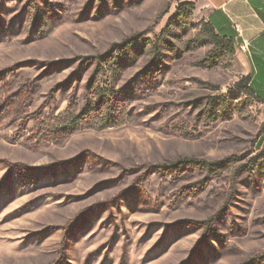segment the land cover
Returning <instances> with one entry per match:
<instances>
[{
  "label": "rangeland",
  "instance_id": "rangeland-1",
  "mask_svg": "<svg viewBox=\"0 0 264 264\" xmlns=\"http://www.w3.org/2000/svg\"><path fill=\"white\" fill-rule=\"evenodd\" d=\"M184 2L0 0V264H264V104Z\"/></svg>",
  "mask_w": 264,
  "mask_h": 264
},
{
  "label": "crops",
  "instance_id": "crops-1",
  "mask_svg": "<svg viewBox=\"0 0 264 264\" xmlns=\"http://www.w3.org/2000/svg\"><path fill=\"white\" fill-rule=\"evenodd\" d=\"M196 4V14L230 40L236 58L252 77L251 88L264 104V0H184ZM247 44L248 51L241 50Z\"/></svg>",
  "mask_w": 264,
  "mask_h": 264
},
{
  "label": "trees",
  "instance_id": "trees-1",
  "mask_svg": "<svg viewBox=\"0 0 264 264\" xmlns=\"http://www.w3.org/2000/svg\"><path fill=\"white\" fill-rule=\"evenodd\" d=\"M178 11H179V13H182V14H187V15L193 14L196 11V4L190 3V2L181 3L178 6ZM202 32L208 38V40H210V42L214 45L215 49L225 50V51L230 52L233 56L236 55V50H235L234 44L230 40H228L227 38L221 37L217 33L215 27L210 22L204 21L202 23ZM62 69H64V68H62ZM251 82H252V77L250 75L244 76L242 78L241 85L242 86L245 85V87H244L245 89L243 88V91H246L251 96H256L254 90L251 88ZM67 85H70V82L66 83V87H67ZM95 87L94 88L90 87V89H89V90L92 89L91 93L94 94V98L96 99V104L93 107L91 106V109H90L88 115H91L92 112H94V115H95L97 112H101L102 107L106 106V110L108 113V116H107L108 122L107 123H109L110 116L112 113L109 112L108 110L110 108L112 110H115V106H111V104L115 105L114 103L118 97L117 96L118 94L105 91L99 85L95 86ZM143 88H145V87H142V89ZM213 165L215 167L218 166V164H213ZM193 166H199V167H202V169H205L207 167V164L203 163L199 160H196V159L185 158V159L178 160V161L174 162L170 166H165V165L164 166L163 165L158 166L156 170L158 172H160L161 174H163L164 176L168 173H172V174H175L176 177H179L181 174L182 168H185V167L191 168ZM23 170L28 171L26 168ZM31 170H33V169H31ZM16 172H17V170L14 167V169L12 171L10 170L8 173V176H7L8 178L6 179V181L4 183V185L7 184V186H6L7 191L9 190V188H11V178H12V180L14 179V182L16 180L15 179V176L17 175ZM153 173H154V171L151 168L148 175H153ZM105 206H106L105 204L102 205L100 210L105 209ZM90 213H91L90 210L88 212L86 211L84 214L79 215L75 220L68 222V224L63 228L64 239L62 241V246H63V248H65L64 250H66L68 248V242H69V239L72 237V233H73L74 229L78 225H80L84 219L88 218L90 216ZM216 220H217L216 218H210V219L206 220L205 222H203V225L206 228V235H205L206 239L205 240H207L209 231H210L211 227L214 225ZM67 256H68L67 252H65L59 261L53 262L51 264H69L67 261Z\"/></svg>",
  "mask_w": 264,
  "mask_h": 264
},
{
  "label": "built area",
  "instance_id": "built-area-1",
  "mask_svg": "<svg viewBox=\"0 0 264 264\" xmlns=\"http://www.w3.org/2000/svg\"><path fill=\"white\" fill-rule=\"evenodd\" d=\"M241 50L248 51V45L247 44L242 45Z\"/></svg>",
  "mask_w": 264,
  "mask_h": 264
}]
</instances>
